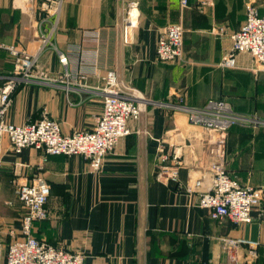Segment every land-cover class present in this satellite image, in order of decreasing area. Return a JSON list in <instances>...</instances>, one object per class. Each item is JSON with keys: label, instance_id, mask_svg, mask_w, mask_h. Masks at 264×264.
<instances>
[{"label": "crops", "instance_id": "crops-1", "mask_svg": "<svg viewBox=\"0 0 264 264\" xmlns=\"http://www.w3.org/2000/svg\"><path fill=\"white\" fill-rule=\"evenodd\" d=\"M53 1L0 0V42L35 54L42 46V30L52 45L40 53L39 67L49 76L62 71L53 47L67 52L77 46L98 54L97 75L85 80L88 89L74 87L68 93L48 84L21 86L8 122H35L47 112L65 135L92 130L103 102L91 89L101 86L109 70L151 104L139 121L130 123L131 134L119 141L99 173L81 156H49L44 162L43 152L35 148L14 154L3 138L0 204L18 201L17 183L37 177L46 181L50 217L35 223V236L80 251L92 264H264V220L259 219L264 213L257 208L252 223L235 224L211 218L198 205L195 183L202 180V188L209 187L217 161L210 153L211 133L190 124L184 113L159 105L175 103L181 92L190 106L224 99L235 111L264 121L259 64L241 53L236 68L218 66L231 48L229 35L246 20L248 5L262 8L264 0H189L186 8L180 0H135L140 17L129 36L123 18L132 0H62L58 16L47 15L40 24L42 5ZM172 23L184 28V53L175 63H161L157 40ZM89 30L99 31V39L85 36ZM0 53L8 57L5 50ZM10 68L0 62V85ZM177 155L178 180L161 178L159 163ZM221 163L232 178L261 188L264 202V124L230 128ZM10 216L11 210L0 208V264L6 262V240L21 228Z\"/></svg>", "mask_w": 264, "mask_h": 264}, {"label": "built area", "instance_id": "built-area-1", "mask_svg": "<svg viewBox=\"0 0 264 264\" xmlns=\"http://www.w3.org/2000/svg\"><path fill=\"white\" fill-rule=\"evenodd\" d=\"M180 2L183 7H189V0ZM61 6L62 0H55L52 4L44 3L40 10V24L46 21L47 15L58 16ZM126 9L123 21L125 33L129 36L137 27L140 17L139 3L132 0ZM246 15L240 29L229 35L231 48L218 66L223 69L236 68L238 55L246 53L259 64L258 70L264 72V5L258 8L249 4ZM214 31L219 35L225 33L223 28H216ZM40 34L42 46L35 54L15 44L0 42V49L5 50L12 59V70L3 77L0 87V154L4 153L1 141L7 138L9 151L14 154H20L26 148H35L43 152L44 162L49 156H81L88 161L89 169L93 173H99L103 170L106 157L113 153L119 141L131 134L130 123L140 120L151 101L132 86L122 82L116 71L109 70L101 77V86L91 89L101 96L103 102L102 113L96 118L92 130L65 135L60 123L47 112L35 122L22 125L9 123L7 115L14 95L21 86L31 83L48 84L62 87L68 93L74 87L88 89L85 80L97 75L98 54L86 52L81 46H77L67 52L53 47L58 53L62 71L56 76H49L39 67V55L43 48L52 44L50 36L42 30ZM85 36L97 40L100 33L89 30L85 32ZM183 46L184 28L178 23L169 24L157 40V60L167 64L177 62L183 56ZM176 97L175 103L162 102L159 105L184 113L190 124L209 131L214 145L210 153L217 159L212 167L209 187L202 188V180L195 183V190H199L198 205L208 210L210 217L215 220L226 218L235 224L252 223L255 220L253 212L257 208L264 213L263 190L232 178L221 162L225 157L230 128L236 125L255 127L262 124L261 120L256 116L235 111L224 99H210L203 106L195 107L187 104L186 97L181 92ZM179 165L178 155L172 159L165 156L158 166L159 176L178 180ZM15 191L25 214L19 233L12 235L8 245L5 264H92L80 251H69L35 236V223L46 221L50 217L47 204L51 188L46 181L37 177L30 183H17Z\"/></svg>", "mask_w": 264, "mask_h": 264}, {"label": "rangeland", "instance_id": "rangeland-1", "mask_svg": "<svg viewBox=\"0 0 264 264\" xmlns=\"http://www.w3.org/2000/svg\"><path fill=\"white\" fill-rule=\"evenodd\" d=\"M214 29H216V28H214ZM131 34H132V32H131ZM184 36H185V34H184ZM183 53H184V46H183ZM0 62L3 63L4 65H6L8 63L11 66V68L8 70V74H9L11 72V70H12V59L10 58L9 54H8V57H6L2 53H0ZM1 86H2V84L0 85V87ZM261 122H262V124H259V125H263L264 124V121L261 120ZM259 125H257V126H259ZM8 199L12 200V198H8ZM16 201H14V199H13V201H9V202L7 201L6 204H0V208H2V210H6V208H8L14 214V216H10V220H11V222H14V219L17 220L16 221V225L14 224L15 226H17V224L21 223L22 217L25 214V211H24L23 207L20 205V202H18V201L16 202ZM19 228H20V226H19ZM0 229H1V225H0ZM9 239L6 240L5 248H6V245L8 244V242L10 243V241H11V240L9 241Z\"/></svg>", "mask_w": 264, "mask_h": 264}]
</instances>
